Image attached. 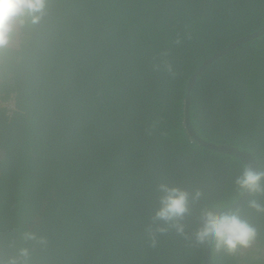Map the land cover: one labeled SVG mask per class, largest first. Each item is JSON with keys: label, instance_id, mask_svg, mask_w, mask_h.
I'll return each mask as SVG.
<instances>
[{"label": "trees", "instance_id": "16d2710c", "mask_svg": "<svg viewBox=\"0 0 264 264\" xmlns=\"http://www.w3.org/2000/svg\"><path fill=\"white\" fill-rule=\"evenodd\" d=\"M262 27L264 0H46L37 23L16 25L0 48V258L203 264L198 215L237 202L247 169L188 136L186 85ZM190 120L258 162L228 213L252 235L231 248L209 237L211 264H264V35L200 74ZM162 186L187 194L180 217L156 215Z\"/></svg>", "mask_w": 264, "mask_h": 264}, {"label": "clouds", "instance_id": "9594fccd", "mask_svg": "<svg viewBox=\"0 0 264 264\" xmlns=\"http://www.w3.org/2000/svg\"><path fill=\"white\" fill-rule=\"evenodd\" d=\"M46 0H0V48L8 45L16 25H23L26 21L37 23L44 14ZM259 174L245 170L237 184L242 189L252 191L256 188ZM164 196L156 215L165 220L180 217L186 211L187 194L175 188L162 186ZM179 230V229H178ZM252 235L251 230L235 215L222 214L219 217L205 215L204 228L197 233L198 240H207L214 237L218 242H223L227 247H234L236 243H245ZM31 239V234H26ZM27 250H18L19 257H25ZM0 264H18L16 257H10L7 261L0 258Z\"/></svg>", "mask_w": 264, "mask_h": 264}, {"label": "water", "instance_id": "95a60500", "mask_svg": "<svg viewBox=\"0 0 264 264\" xmlns=\"http://www.w3.org/2000/svg\"><path fill=\"white\" fill-rule=\"evenodd\" d=\"M264 35V27L260 28L259 30L246 35L233 43H231L226 48L220 50L218 53L214 54L210 58H208L206 61H204L201 66L192 74V76L189 78L187 85H186V96L184 100V107H183V126L186 130V133L188 136H190L195 142L200 144L201 146L218 152L222 153L228 156H232L236 159H238L240 162H242L245 166V168L249 171H251L254 174H258V162L255 160L253 156H251L248 152L240 149L239 147H226V146H216L209 143H206L202 140H200L194 133L191 120H190V95H191V89L193 87L194 82L198 79L200 74L210 65L212 64L216 59L220 58L221 56L225 55L227 52H229L232 49H235L236 47L240 46L243 43H246L248 41H251L253 39H256L260 36ZM251 191L248 189H245L242 196L235 202L234 204L230 205L229 207L222 209V210H203L197 218L196 221V234L203 230L204 228V218L205 215H211L212 217H218L222 214H228L236 211L248 198ZM200 244L202 246V258H203V264H211V251L210 247L208 246L206 240H199Z\"/></svg>", "mask_w": 264, "mask_h": 264}, {"label": "built area", "instance_id": "2783aa9c", "mask_svg": "<svg viewBox=\"0 0 264 264\" xmlns=\"http://www.w3.org/2000/svg\"><path fill=\"white\" fill-rule=\"evenodd\" d=\"M5 108L8 111V114H10L12 111H14L15 110L14 100L10 99L7 102H5Z\"/></svg>", "mask_w": 264, "mask_h": 264}, {"label": "rangeland", "instance_id": "374dc122", "mask_svg": "<svg viewBox=\"0 0 264 264\" xmlns=\"http://www.w3.org/2000/svg\"><path fill=\"white\" fill-rule=\"evenodd\" d=\"M1 106H2V107H5V104H3V105H1ZM259 250H260V249L256 250V252L259 251Z\"/></svg>", "mask_w": 264, "mask_h": 264}]
</instances>
